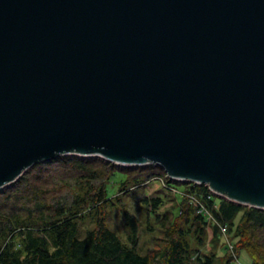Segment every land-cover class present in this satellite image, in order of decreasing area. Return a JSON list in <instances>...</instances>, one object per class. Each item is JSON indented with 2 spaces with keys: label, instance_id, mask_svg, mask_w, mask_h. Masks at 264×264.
I'll list each match as a JSON object with an SVG mask.
<instances>
[{
  "label": "water",
  "instance_id": "water-1",
  "mask_svg": "<svg viewBox=\"0 0 264 264\" xmlns=\"http://www.w3.org/2000/svg\"><path fill=\"white\" fill-rule=\"evenodd\" d=\"M63 155L264 210V0H0V189Z\"/></svg>",
  "mask_w": 264,
  "mask_h": 264
},
{
  "label": "trees",
  "instance_id": "trees-1",
  "mask_svg": "<svg viewBox=\"0 0 264 264\" xmlns=\"http://www.w3.org/2000/svg\"><path fill=\"white\" fill-rule=\"evenodd\" d=\"M116 174L124 176L118 183L121 191L152 178L171 180L156 164L126 168L100 157L63 155L35 164L0 189V264H232L233 252L240 251L249 255L250 264H264V210L208 197V186L196 183L187 184V190L198 195L216 223L185 198L183 211L174 215V207L157 211L161 197H143L156 211L161 244L140 254L134 219L126 215L128 243L106 222L107 206L118 199L109 194ZM88 217L95 225L81 235L80 223ZM210 223L212 246L202 251ZM219 225L235 239L232 250L220 242Z\"/></svg>",
  "mask_w": 264,
  "mask_h": 264
},
{
  "label": "rangeland",
  "instance_id": "rangeland-1",
  "mask_svg": "<svg viewBox=\"0 0 264 264\" xmlns=\"http://www.w3.org/2000/svg\"><path fill=\"white\" fill-rule=\"evenodd\" d=\"M90 157H96V156H90ZM119 167H126L131 168L135 166H122L120 164H116ZM122 174H116L113 181L110 184L109 188V194H112V196H116L118 199L114 201L112 205L107 206V224L108 226L114 230L118 236L123 240L124 242L128 243V235H129V224L127 222L126 215L128 214L132 219L136 221L137 224V251L140 254H144L148 249L152 247H156L161 244L159 239L156 237L160 236L159 228L160 225L159 222H156L155 212L151 211V207L144 203L142 200L143 197H161L163 199V204L158 207V212H164L167 209H171V207H174V215H178L181 211H183L184 204H182L181 199L185 198L186 203L191 204L194 209L197 211V208L195 205L190 203L191 200L189 197V191L187 190L186 185L192 184L190 182H182L177 181L175 179L169 178L166 176V178H169L168 182H166L163 179H150L144 182L139 187H130L129 191H121L119 190V182L123 180ZM134 188V189H133ZM133 189V190H132ZM128 190V189H127ZM132 190V191H131ZM76 192V190H74ZM196 196H198L196 193H193ZM214 197H221L217 195H212ZM192 197V196H191ZM198 212V211H197ZM208 221H211L212 223H216L212 219H210L208 216L206 217ZM94 221L90 217L83 220L80 223L81 228V235L84 234L85 230L91 229L94 226ZM211 223L209 228H206V234H205V241L202 245L201 249L202 251H208L209 248L212 246L211 244V237H212V231H211ZM151 226L153 229L150 230L148 227ZM220 226V242L223 244V246H228L230 250L233 249V242L235 239L232 238L231 234L227 232L226 226ZM190 242L193 244L195 241L191 237ZM217 252L219 254L223 253L222 248L217 249ZM233 259L234 262L232 264H250L251 259L249 255L244 252L240 251L239 253L233 252Z\"/></svg>",
  "mask_w": 264,
  "mask_h": 264
},
{
  "label": "built area",
  "instance_id": "built-area-1",
  "mask_svg": "<svg viewBox=\"0 0 264 264\" xmlns=\"http://www.w3.org/2000/svg\"><path fill=\"white\" fill-rule=\"evenodd\" d=\"M175 180H177V179H175ZM178 181V180H177ZM179 181H181V180H179ZM182 182H184V181H182ZM190 183H196V182H190ZM196 184H200V183H196ZM209 194H208V197H210V196H212V195H215L213 192H212V190L209 188ZM193 193H195V192H189V197H190V203H192L193 205H195V207L197 208V211L199 212V213H201V214H203L204 216H208L210 219H212L213 221H215L214 220V217L212 216V214H211V212H210V210L206 207V205L201 201V199L198 197V196H196L195 194H193ZM192 196V197H191Z\"/></svg>",
  "mask_w": 264,
  "mask_h": 264
}]
</instances>
